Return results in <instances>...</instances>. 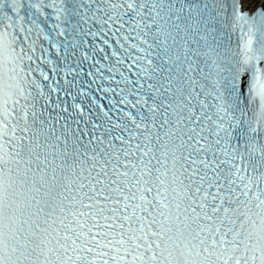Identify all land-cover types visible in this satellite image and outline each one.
<instances>
[{"label":"snow or ice","instance_id":"1","mask_svg":"<svg viewBox=\"0 0 264 264\" xmlns=\"http://www.w3.org/2000/svg\"><path fill=\"white\" fill-rule=\"evenodd\" d=\"M0 264H264V0H0Z\"/></svg>","mask_w":264,"mask_h":264}]
</instances>
